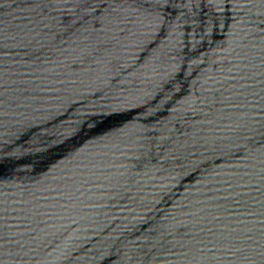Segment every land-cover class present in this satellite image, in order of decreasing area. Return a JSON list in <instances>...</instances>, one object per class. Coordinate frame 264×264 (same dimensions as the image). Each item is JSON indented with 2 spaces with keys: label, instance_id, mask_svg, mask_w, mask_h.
I'll list each match as a JSON object with an SVG mask.
<instances>
[{
  "label": "water",
  "instance_id": "water-1",
  "mask_svg": "<svg viewBox=\"0 0 264 264\" xmlns=\"http://www.w3.org/2000/svg\"><path fill=\"white\" fill-rule=\"evenodd\" d=\"M0 264H264V0H0Z\"/></svg>",
  "mask_w": 264,
  "mask_h": 264
}]
</instances>
